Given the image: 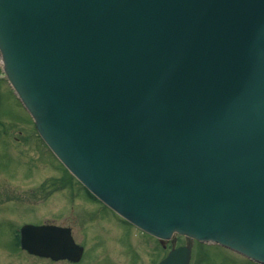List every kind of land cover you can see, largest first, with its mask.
I'll use <instances>...</instances> for the list:
<instances>
[{
  "label": "water",
  "instance_id": "water-1",
  "mask_svg": "<svg viewBox=\"0 0 264 264\" xmlns=\"http://www.w3.org/2000/svg\"><path fill=\"white\" fill-rule=\"evenodd\" d=\"M0 59L67 170L170 241L158 264H188L194 241L264 264V0H0ZM19 235L81 258L69 227Z\"/></svg>",
  "mask_w": 264,
  "mask_h": 264
},
{
  "label": "rangeland",
  "instance_id": "rangeland-1",
  "mask_svg": "<svg viewBox=\"0 0 264 264\" xmlns=\"http://www.w3.org/2000/svg\"><path fill=\"white\" fill-rule=\"evenodd\" d=\"M3 75L0 60V123L9 130V140L0 132V264H72L22 251L14 237L24 223L70 227L84 247L76 264H157L169 245L162 247L124 222L64 174L38 134L30 132L32 120ZM189 264L257 263L217 244L194 242Z\"/></svg>",
  "mask_w": 264,
  "mask_h": 264
},
{
  "label": "flooded vegetation",
  "instance_id": "flooded-vegetation-1",
  "mask_svg": "<svg viewBox=\"0 0 264 264\" xmlns=\"http://www.w3.org/2000/svg\"><path fill=\"white\" fill-rule=\"evenodd\" d=\"M31 125L33 126V128L30 129V132H31V131L36 132V131H35L34 124L31 123ZM8 131H9V130H8ZM8 131H7V128L5 127V125H4L3 123H0V132H1V133H4V135H5V136L8 138V140H9V137H8V134H7ZM26 139H27V138H26ZM26 139H25V140H26ZM9 145H10V144H9ZM43 145H44L43 147H45V144H44V143H43ZM45 148H47V147H45ZM47 149H48V148H47ZM48 151H49V153H51L49 149H48ZM24 174H25L26 176H29L28 173H24ZM65 179H66V178H65ZM62 180H63V179H62ZM15 233H17V231H15ZM15 238H16V235H15L14 239H15Z\"/></svg>",
  "mask_w": 264,
  "mask_h": 264
},
{
  "label": "trees",
  "instance_id": "trees-1",
  "mask_svg": "<svg viewBox=\"0 0 264 264\" xmlns=\"http://www.w3.org/2000/svg\"><path fill=\"white\" fill-rule=\"evenodd\" d=\"M69 177H71L72 178V176L69 174ZM90 195V194H89ZM15 240H16V242H17V244H18V234L16 233V238H15Z\"/></svg>",
  "mask_w": 264,
  "mask_h": 264
}]
</instances>
